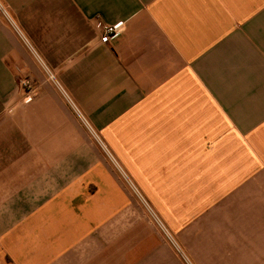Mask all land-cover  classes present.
<instances>
[{
    "label": "crops",
    "instance_id": "obj_1",
    "mask_svg": "<svg viewBox=\"0 0 264 264\" xmlns=\"http://www.w3.org/2000/svg\"><path fill=\"white\" fill-rule=\"evenodd\" d=\"M131 187L264 264V0H0V264H135Z\"/></svg>",
    "mask_w": 264,
    "mask_h": 264
},
{
    "label": "rangeland",
    "instance_id": "obj_2",
    "mask_svg": "<svg viewBox=\"0 0 264 264\" xmlns=\"http://www.w3.org/2000/svg\"><path fill=\"white\" fill-rule=\"evenodd\" d=\"M121 174L126 182L125 173ZM132 190L138 203L120 217L119 226L128 230L124 236L127 242L135 244V264H207L206 225L198 226L199 220L190 217V203L183 204L176 224L173 218H161L136 189ZM120 242L126 240L121 237Z\"/></svg>",
    "mask_w": 264,
    "mask_h": 264
},
{
    "label": "built area",
    "instance_id": "obj_3",
    "mask_svg": "<svg viewBox=\"0 0 264 264\" xmlns=\"http://www.w3.org/2000/svg\"><path fill=\"white\" fill-rule=\"evenodd\" d=\"M95 27L102 35L101 42L103 44H109L114 37L118 36L122 32V30L125 28V24L123 22L109 24L104 22L100 18H97L95 22ZM21 85L26 91V102H31L34 98V96L32 95L34 92V83H32L29 78H25L21 81Z\"/></svg>",
    "mask_w": 264,
    "mask_h": 264
}]
</instances>
